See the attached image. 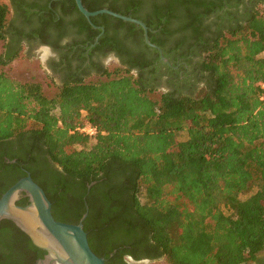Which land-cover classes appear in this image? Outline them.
<instances>
[{"label":"trees","instance_id":"16d2710c","mask_svg":"<svg viewBox=\"0 0 264 264\" xmlns=\"http://www.w3.org/2000/svg\"><path fill=\"white\" fill-rule=\"evenodd\" d=\"M104 4L99 0L88 9ZM144 4L149 13L140 16ZM202 6L199 0H124L123 5L134 8L131 16L147 24L160 47L164 41L152 30L161 25L166 36L179 33L172 38L175 45L201 42L206 80L189 92L155 98L154 89L131 71L145 61L124 62L127 68L99 66L96 74L72 79L49 97L40 83L15 81L3 71L19 49L0 54V143L20 142L17 162L44 188L57 220L77 222L85 205L70 211L57 188L40 178L37 163L52 161L84 189L91 185L84 229L108 264H128L126 255L165 264H248L264 250V13L257 6L245 23L204 39L201 18L212 8ZM109 9L128 15L113 4ZM9 13V4L0 0V42ZM99 20L125 29L151 50L141 27L107 14L93 17ZM85 122L97 127L94 137L74 131ZM19 177L0 184V196ZM0 244L44 252L8 219L0 221ZM13 254L0 257V264H16Z\"/></svg>","mask_w":264,"mask_h":264},{"label":"flooded vegetation","instance_id":"af4514ba","mask_svg":"<svg viewBox=\"0 0 264 264\" xmlns=\"http://www.w3.org/2000/svg\"><path fill=\"white\" fill-rule=\"evenodd\" d=\"M97 1L99 0H82V3L88 9V4L97 3ZM199 1L203 3L202 10L206 5L212 8L202 16L200 23L203 38L207 39L219 30L226 32L227 28L232 25L245 23L249 14L255 8L257 9L256 3L261 0ZM6 2L9 4L10 13L8 25L5 27L6 38L2 41V53L10 48L12 50L19 49L18 54L23 53L33 58L43 55L49 77L61 88L72 79L88 77V72L96 74V69L99 66L109 69V65L114 63L115 67L127 68V63L140 62L144 64L145 61L146 64L143 67L137 66L131 71L137 78L140 77L149 89H164L163 92L175 90L189 92L202 85L206 80V77L203 76L205 73L200 68L202 58L205 56L201 42L196 43L194 40L187 39L183 44L175 45L172 38L178 36L179 33L166 36L165 33H160L162 25L152 32L156 34L157 38L164 41V47L161 48L164 56L169 60L168 63L164 62L159 52L149 46L145 40V44L151 47V50L137 42L135 36L126 32L125 29L116 27L114 24L107 26L101 20L95 23L93 17L98 15L91 17L90 22L79 10L76 0H6ZM104 2V8L109 9L113 4L118 10L126 11L128 16H131L134 11L133 7H123L124 0H104ZM262 5H264V0H262ZM148 7L144 4L141 9L138 8L140 10L137 14L140 16L148 14ZM170 26L173 30L174 26ZM136 27L140 26L136 25ZM102 37L106 39L100 43L99 40ZM98 44L99 47H96ZM152 49L157 51L159 58ZM166 53L170 56H167ZM148 62L150 64H147ZM20 154L21 144L18 140L12 139L9 142L0 143V184L11 183L16 179V176H20L16 180L18 181L26 175V172H29L23 164L17 162L15 155ZM37 154L41 158L45 156L42 150H38ZM13 155L14 157L11 158ZM37 165L41 169L40 178L47 179L52 187L57 188V193L67 201V208L70 211L78 213L81 211L82 205H85V211L77 222L72 219L60 220L67 223H79L83 214L88 211L87 201L90 185L84 189L80 181L69 179L58 164L52 161H49L47 165L41 162ZM21 172L25 174L20 175ZM23 198H27L28 203V197L22 195L17 204ZM22 248L11 249L14 251L12 260L16 264H37V261L45 255V251L42 249L44 252L38 255L31 248ZM11 250L0 244V257L8 255ZM116 251L117 249H113L110 256ZM124 262L142 264L144 259L136 260L132 256L126 255ZM253 264H264L263 251L258 254L257 260L253 261Z\"/></svg>","mask_w":264,"mask_h":264},{"label":"water","instance_id":"95a60500","mask_svg":"<svg viewBox=\"0 0 264 264\" xmlns=\"http://www.w3.org/2000/svg\"><path fill=\"white\" fill-rule=\"evenodd\" d=\"M76 3L90 22L93 16L108 14L140 26L144 32L145 42L159 52L164 62H169L162 48L150 40L149 27L141 19L108 8L90 11L83 5L82 0H76ZM22 195L28 197L26 205L17 204ZM87 215L88 211L83 214L79 223L57 220L52 212L51 200L30 172H26V175L11 185L0 197V221L11 220L30 237L36 247L45 251L44 257L39 259L37 264H108L107 259L98 255L90 246L83 224ZM26 217L33 218L34 223L26 221L24 219Z\"/></svg>","mask_w":264,"mask_h":264},{"label":"rangeland","instance_id":"374dc122","mask_svg":"<svg viewBox=\"0 0 264 264\" xmlns=\"http://www.w3.org/2000/svg\"><path fill=\"white\" fill-rule=\"evenodd\" d=\"M6 1V0H1ZM258 7L264 13V5L259 4ZM2 43L0 42V54L2 53ZM45 59L43 55L40 57H29L23 53L19 54L9 65L3 67V71L8 77L15 81L19 82H37L42 85L43 92L49 97H53L59 93L61 87L57 86L52 78L49 77L48 72L46 71ZM115 64H110L109 69H114ZM88 80V79H87ZM201 86V85H200ZM164 89L154 90L152 95L155 98H159L160 94ZM186 138V133L181 134V140ZM94 140H91V143H94ZM80 146V145H79ZM82 147V146H80ZM248 194L241 195L242 198H246ZM264 252V250H263ZM142 264H165V260L161 259L159 261H144ZM248 264H253L249 262Z\"/></svg>","mask_w":264,"mask_h":264},{"label":"built area","instance_id":"2783aa9c","mask_svg":"<svg viewBox=\"0 0 264 264\" xmlns=\"http://www.w3.org/2000/svg\"><path fill=\"white\" fill-rule=\"evenodd\" d=\"M260 86L262 88L261 100L264 101V82H261ZM74 131H77L81 134H85L90 137H94L98 132L97 127L89 122H85L84 124H79L78 126H76Z\"/></svg>","mask_w":264,"mask_h":264},{"label":"bare ground","instance_id":"6f19581e","mask_svg":"<svg viewBox=\"0 0 264 264\" xmlns=\"http://www.w3.org/2000/svg\"><path fill=\"white\" fill-rule=\"evenodd\" d=\"M26 221H29L30 223H34V219L31 217L24 218Z\"/></svg>","mask_w":264,"mask_h":264}]
</instances>
